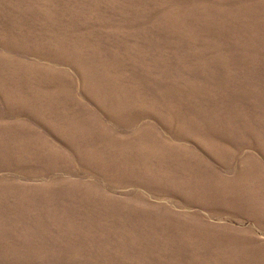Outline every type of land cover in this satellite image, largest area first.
<instances>
[{
    "label": "rangeland",
    "instance_id": "1",
    "mask_svg": "<svg viewBox=\"0 0 264 264\" xmlns=\"http://www.w3.org/2000/svg\"><path fill=\"white\" fill-rule=\"evenodd\" d=\"M0 264H264V0H0Z\"/></svg>",
    "mask_w": 264,
    "mask_h": 264
}]
</instances>
